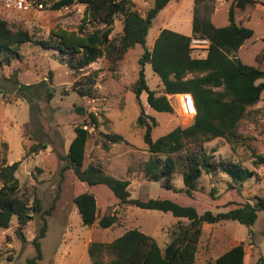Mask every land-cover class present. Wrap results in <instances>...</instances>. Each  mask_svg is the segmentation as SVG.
Masks as SVG:
<instances>
[{"label": "rangeland", "instance_id": "rangeland-1", "mask_svg": "<svg viewBox=\"0 0 264 264\" xmlns=\"http://www.w3.org/2000/svg\"><path fill=\"white\" fill-rule=\"evenodd\" d=\"M132 1L141 15H145L152 6L151 0ZM235 1L217 0L212 21L216 26L226 25L229 7L234 6L235 22L254 30L253 35L239 47L236 56L243 63L264 69V6L255 2L238 7ZM192 4L193 0H169L152 19L145 45L150 47L162 28L191 35ZM83 9L84 6L79 4L67 9L27 12L0 8V17L7 19L15 28H26L34 39H48L51 30H76ZM121 28V17L118 16L110 36L118 38ZM195 39L191 40V55L205 56L208 41ZM142 52L143 47L135 44L111 69L103 57L88 65L84 72L98 70L96 95L92 98L80 97L72 90L74 74L64 63L62 55L33 42L22 44L19 47L20 56L12 59L9 65L0 66V144H7V163L20 160L15 176L19 180L20 193L28 199L29 205L37 198L43 210L55 202L52 214L47 217L46 234L41 240L43 264H91L87 253L91 241L108 243L129 228L140 229L161 247L178 231V218L170 213L131 205L117 209L118 222L111 227L100 228L97 222L91 226L84 225L73 203L76 194L84 190L95 193L98 218L114 212L116 199L105 186L88 187L76 179L71 168L62 170L75 126L89 121L87 114L75 110V106H82L86 111L96 113L99 121L97 128L88 125L89 136L82 168L92 164L115 177L128 179L132 197L146 199L159 194L171 195L162 188V180L150 182L143 176L149 153L143 140L144 128L136 125V119L141 109L153 116L157 125L152 128L151 136L156 139L177 126H186L192 117L184 114L177 95L168 96L173 106L171 113L149 107L145 92L137 100L131 88L138 77ZM144 73L148 87L160 92L159 78L149 63L144 65ZM49 74L48 85L53 93L49 100L42 90L36 93L37 99L29 102L18 96L14 87L8 86L6 90L2 87L12 85L7 80L9 77L27 84L48 80ZM108 131L121 134L124 141L108 142L107 148H104L101 132ZM239 131L242 136L238 142L228 144L216 138L206 143V148L215 159L240 161L253 169L257 176L248 178L237 191L228 190L230 178L225 173L202 174L193 198L202 209L217 211L224 208L227 200L252 201L254 197L264 195V165L254 167L251 163L252 150L264 155V90L260 99L247 108ZM36 143L45 147L37 152H27ZM172 184L175 187L183 185L180 174L173 176ZM181 223L186 221L181 220ZM41 224L39 212H34L33 218L21 229L23 238L17 229V218L12 216L9 227L0 228V264H29L27 259L35 254L32 240ZM239 242L244 244L243 264H254L257 258L264 257V210L258 212L251 226L236 220L203 224L194 264H215L218 255ZM109 257L105 254L103 259L106 261Z\"/></svg>", "mask_w": 264, "mask_h": 264}, {"label": "trees", "instance_id": "trees-1", "mask_svg": "<svg viewBox=\"0 0 264 264\" xmlns=\"http://www.w3.org/2000/svg\"><path fill=\"white\" fill-rule=\"evenodd\" d=\"M152 6L141 15L132 0H57L51 9L63 6L83 5V14L76 30L56 29L50 31L48 39H34L23 27H13L7 19L0 17V66L9 65L17 59L19 47L33 42L43 49H51L63 56L64 63L73 71L72 90L80 97H95L98 70L84 72V69L103 57L108 68L122 58L124 53L135 44L143 47L139 57L138 77L132 85L137 100L142 92L146 93L149 107L162 112H173L169 95L190 93L193 97L196 113L186 126H177L165 135L153 139L152 128L156 119L143 109L136 119V125L144 128L143 140L149 158L144 163L143 176L150 182H159L171 195L159 194L146 199L132 197L129 180L115 177L99 166L89 164L82 168L85 158L86 141L89 136L88 125L98 127L97 114L75 106L76 112L87 114V123L76 125L75 134L64 156L66 164L62 170L71 168L76 179L88 187L102 185L108 188L115 201V210L97 217L96 195L92 190L76 194L73 203L77 207L82 223L91 226L97 222L100 228L111 227L118 222L117 209L124 205L144 209H156L170 213L178 218V231L164 246L138 228L126 229L108 243L91 241L87 246L91 264H194L198 242L205 223L224 220H236L251 226L258 212L264 210V195L254 200H227L221 210L214 211L198 206L193 198L198 191L202 174L225 173L230 181L227 188L240 191L243 182L257 176L253 169L232 159H215L207 150L206 143L221 138L228 144L238 142L242 136L239 125L246 116L247 108L255 104L264 90V69L243 63L236 52L249 39L254 30L234 19V6L228 10V23L216 26L212 21L217 0H193L191 17V35L162 28L155 37L151 48L145 45L146 35L152 19L169 0H151ZM258 2L264 6V0H236L238 7L246 3ZM121 17V34L111 37L114 20ZM88 26V27H87ZM193 38L208 41L203 57L191 55ZM61 56V57H62ZM149 63L160 82L159 90L150 89L146 83L144 65ZM48 80L37 83H20L17 78L7 80L18 96L32 102L36 93L42 90L49 100L53 97ZM103 146L107 143L124 141L121 134L113 131L101 132ZM44 144H33L27 152H37ZM7 144H0V228H8L12 216H16L18 232L39 212L42 224L32 240L35 254L27 259L29 264H43L41 240L44 238L55 202L41 210L39 199L32 204L20 193L19 180L15 172L19 161L7 163L5 151ZM212 149L211 151H214ZM254 167L264 165V155L251 152ZM179 168V170L177 169ZM180 174L183 185L175 187L173 176ZM211 191V196L213 195ZM181 220L186 223L182 224ZM24 238V237H23ZM108 254V260L104 255ZM244 244L239 242L215 258V264H243ZM254 264H264L260 256Z\"/></svg>", "mask_w": 264, "mask_h": 264}, {"label": "built area", "instance_id": "built-area-1", "mask_svg": "<svg viewBox=\"0 0 264 264\" xmlns=\"http://www.w3.org/2000/svg\"><path fill=\"white\" fill-rule=\"evenodd\" d=\"M57 0H0V8L10 11L27 12L31 10L42 11L50 9ZM67 9L68 6H63ZM201 39L196 38L195 41ZM205 41V40H204ZM181 105L186 116L192 117L196 113L193 97L190 93L181 94Z\"/></svg>", "mask_w": 264, "mask_h": 264}, {"label": "crops", "instance_id": "crops-1", "mask_svg": "<svg viewBox=\"0 0 264 264\" xmlns=\"http://www.w3.org/2000/svg\"><path fill=\"white\" fill-rule=\"evenodd\" d=\"M152 46V45H151ZM151 46L149 47V48H151ZM175 95H177V97H178V100L180 101L181 100V94H175ZM170 96V95H169Z\"/></svg>", "mask_w": 264, "mask_h": 264}]
</instances>
